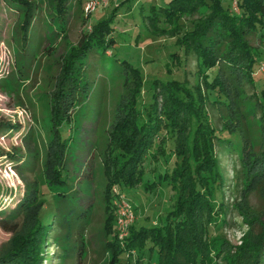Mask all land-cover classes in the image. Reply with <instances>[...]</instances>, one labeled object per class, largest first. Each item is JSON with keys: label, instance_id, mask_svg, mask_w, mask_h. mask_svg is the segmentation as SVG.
Instances as JSON below:
<instances>
[{"label": "rangeland", "instance_id": "374dc122", "mask_svg": "<svg viewBox=\"0 0 264 264\" xmlns=\"http://www.w3.org/2000/svg\"><path fill=\"white\" fill-rule=\"evenodd\" d=\"M27 1L34 7L35 19L24 28V9L16 10L0 0V125L8 126L0 133V256L19 249L27 257L34 252L31 256L42 257L43 264H111L121 253L116 264H158L157 249L151 250L149 241L143 250L126 247L130 228L126 238L118 237L116 204L122 200L121 196L128 203L135 232L162 228L177 197L174 181L166 176V169L170 171L175 162L179 169L184 166L181 185L190 184L187 178L193 171L192 167H186L185 162L190 161L188 154L184 156L185 162L184 158H177L175 138L166 130L160 131L163 135H156L154 141L162 143L163 149L153 148L146 154L134 187L113 188L111 207L105 198L108 177L102 162L106 157H113V152L107 149L118 115L126 118L134 107L141 112L140 122H145L147 115L143 113L153 104L155 83L175 81L191 95H196L195 87L199 85L201 93L207 97L202 74L213 80L216 71L201 70L194 53L185 52L181 40L193 22L208 15L210 10L201 7L197 12L182 15L179 20L182 26L170 36L162 32L169 28L163 16L157 24L158 33H152L150 21L152 8L158 10L171 0H110L107 8L99 7L88 17L83 12L86 0H69L61 18L57 0ZM217 1L223 10L240 14L238 1L235 8L234 0ZM109 18L115 43L105 56L91 55L85 66V76L82 74L78 76L79 81L72 82L71 77L65 76L68 72H63L66 59L93 25ZM62 25L64 30L59 28ZM259 30L247 35L256 61L254 82H250L248 76L243 78L227 69L229 76L221 73L219 77L227 98L213 92L203 101V122L224 139H212V154L218 171L213 183L214 193L218 192L222 200L219 206L215 202L214 210L221 209L222 214L214 215L209 224H205L209 228L208 243L212 245L214 240L216 246V250L211 248L204 254L203 259H208L209 264H236L238 259L245 264L244 253L250 240L264 226V167L254 178L248 176L252 173L249 163L264 152V100L260 98L264 90V72L258 68L264 62V27ZM122 63L138 72L140 95L135 93L133 73ZM82 80L87 81V86ZM63 89H68L70 95H64ZM158 89L154 95L157 115L178 93L176 88L168 94ZM62 118L60 138L66 140L60 145L56 128ZM184 118L186 120L187 115ZM188 128L187 125L184 133ZM28 133L36 155L32 171L19 169L21 161L26 159L25 136ZM65 156L71 179L75 181L73 185L77 181L80 191L85 192L86 188L93 198L90 219L81 232L48 224L56 203L50 183L55 168ZM202 173L205 177L206 171ZM21 175L33 187H38L39 196L31 195L36 192L34 188L25 187ZM192 180L200 190L211 191L199 186L200 179ZM211 181L208 180L209 187H212ZM27 193L33 199H30L32 206L17 220H10L5 230L1 226L5 213L29 197ZM38 197L43 203L39 220L44 226L41 234L34 236V247L29 241L38 220L37 211L41 205ZM71 201L77 199L71 198ZM13 222L16 226L11 230ZM38 240L42 241L40 245ZM237 252L242 255L236 256Z\"/></svg>", "mask_w": 264, "mask_h": 264}, {"label": "trees", "instance_id": "16d2710c", "mask_svg": "<svg viewBox=\"0 0 264 264\" xmlns=\"http://www.w3.org/2000/svg\"><path fill=\"white\" fill-rule=\"evenodd\" d=\"M237 1L240 9L239 15L223 10L217 0H213L212 3H208L207 0H171L165 7H161L158 10L152 8L153 14L150 21L152 33L159 32L157 24L161 19L160 17L163 16L169 28L168 30H162V32L170 36H173L174 32L182 26L179 22L182 15L197 12L201 7L210 10L208 15L193 22L192 26L185 31L181 43L185 48V52L192 51L194 53L197 64H200L202 68L201 70H215L216 75L213 80H210L207 74H202L203 90H206L207 97L201 93L199 85L195 87L196 95L193 94V96L175 81L155 83L153 86V104L150 105L148 111L145 110V114L143 113V115H147L145 122H140L141 112L133 107V112L128 117L124 118L118 115L110 132L107 152H113V157L111 159L106 157L102 162L104 173L108 177L105 189L108 207H111L110 198H113V188L115 186L134 187L137 178L141 175V167L146 154L153 148L154 150L163 149L162 143L154 141L156 135H163L160 131L166 130L171 138H175L174 152H176L177 158H184L183 161L185 162L184 156L187 153L190 159V161L185 162L186 167H192L193 171L187 178L191 182L190 184L181 185V175L184 166L179 169L178 164L175 162L174 166L169 169L170 171L166 169L165 174L174 181V188L177 192L173 210L168 214L166 224L159 229H146L139 232H135L131 226L129 237L126 240L127 248H138V251L143 250L146 241H149L151 250L153 248L157 249L158 264H209L208 259H203L204 254L208 253L211 248L216 250L214 240L212 245L208 243L206 237L209 234V228L205 224H209L211 217L214 215L220 216L222 214L221 209L218 211L214 210L215 202L219 206L222 205V200L219 198L218 192L214 193L216 187L213 186V183L216 180L218 171L212 154V139L215 138L220 141H224V139H220L213 129L203 122L205 119L203 101L206 98L209 99V94L213 92L218 97L224 96L227 98L226 91L220 87L223 83L219 80L221 73H224L225 77L229 76L227 69L236 75H240V77L247 78L248 76L249 81L254 82L256 61L254 53L251 52V48L248 45L247 35L253 31H260L259 29L264 27V0ZM5 3L10 7L14 6L16 10L24 9V28L29 27L32 18L35 19L33 17L34 7L27 0H5ZM68 3L69 0H57L60 18L64 15V8ZM59 28L64 30L63 25L59 26ZM112 31L113 27L110 18L93 25L90 32L85 33L66 59L63 72H68L69 75L65 76L71 77L72 82L79 81L78 76H85V68H87L85 66L88 65L90 56H105L108 49L115 43L112 38ZM77 65L81 66L77 67ZM122 66L133 73L135 93L140 95L141 81L138 72L124 63H122ZM77 68L78 72H76ZM81 82L84 86H87V81L82 80ZM158 88L164 90L167 94L176 88L178 93L174 96L167 95L169 97L172 96L173 99L170 98V100L173 101L163 107L157 115L158 109L154 95L155 91L159 90ZM67 90L63 89L62 93L69 96L70 94ZM260 98L264 100V90L260 92ZM185 115H187L186 120L184 118ZM63 120V118L59 120L60 123L56 128L60 145L66 140L60 138L59 126ZM189 121L191 122L190 124H188ZM187 125L189 127L188 131L184 133ZM4 128L8 129V126L0 125V133L4 132L2 130ZM179 135H182V138ZM30 139L31 134L28 133L25 136L26 159L24 158L21 161L19 169L32 171L35 167L36 155L30 146ZM178 139H182L180 143L177 142ZM13 160L16 161L17 159L13 157ZM59 163V166L55 168L53 181L50 183L56 203L49 214L48 224H54L58 229L62 230L71 231L75 229L81 232L90 219L93 209V198L89 197L86 188L85 192L80 191L77 181L75 183L77 187L75 188V184L73 185L75 181L71 179L66 156ZM202 166L204 169L201 168ZM249 167L252 173L248 176L254 178L255 174L264 167V152L250 162ZM203 171H206L205 177L202 176ZM192 178H195L196 181L200 179L201 184L199 186L203 185L204 188L211 191L200 190L194 184ZM21 180L28 190H33L34 188L33 191L36 193H31V195L35 194L36 196L39 194L38 187L37 191L33 187L34 185L29 184L22 175ZM208 180H212V187H209ZM31 195L22 199L14 209L5 213L4 222L1 223L5 230H8L7 225L11 224L10 220H17L24 211H27L32 206L30 199H33ZM71 198H76L77 201H71ZM39 208V211H37V224L32 232L33 237L29 241L34 247H36L34 236L40 235L41 228L44 226L39 220L43 208L42 199ZM13 223L11 230L16 226L15 222ZM110 226H113L111 221ZM111 230L113 232V228ZM38 237L40 238V236ZM37 242L40 245L42 241L38 240ZM33 254L35 253L33 252L31 255ZM240 254V252H237L236 256L239 257L242 255ZM244 254H246L245 264H264V226L261 227L258 234L253 235ZM31 255L27 257V254L23 255L17 249L9 254L0 256V264H43L44 259L42 257L36 259L35 255ZM119 255L116 256L117 261L114 260L111 264L118 262ZM235 263L242 264L239 259L235 260Z\"/></svg>", "mask_w": 264, "mask_h": 264}, {"label": "built area", "instance_id": "2783aa9c", "mask_svg": "<svg viewBox=\"0 0 264 264\" xmlns=\"http://www.w3.org/2000/svg\"><path fill=\"white\" fill-rule=\"evenodd\" d=\"M110 0H86L83 12L86 17L93 13L97 8L103 7L107 8ZM237 0L233 1L234 8L236 7ZM236 10V9H235ZM259 70L264 72V62L260 63ZM122 200L116 204L115 213V227L116 233L120 239L126 238L128 236L129 228L133 222V214L131 208L127 202Z\"/></svg>", "mask_w": 264, "mask_h": 264}]
</instances>
